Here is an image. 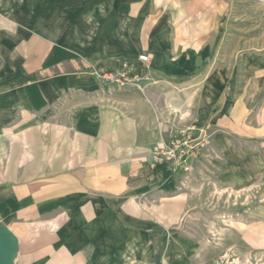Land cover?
Masks as SVG:
<instances>
[{
	"label": "crops",
	"instance_id": "obj_1",
	"mask_svg": "<svg viewBox=\"0 0 264 264\" xmlns=\"http://www.w3.org/2000/svg\"><path fill=\"white\" fill-rule=\"evenodd\" d=\"M231 2L0 0L13 264L264 259V27L223 25ZM141 54V85L94 75ZM192 128L209 141L190 170H158L153 150Z\"/></svg>",
	"mask_w": 264,
	"mask_h": 264
},
{
	"label": "built area",
	"instance_id": "obj_2",
	"mask_svg": "<svg viewBox=\"0 0 264 264\" xmlns=\"http://www.w3.org/2000/svg\"><path fill=\"white\" fill-rule=\"evenodd\" d=\"M149 62V55L141 54L136 60H124L116 67L98 65L94 69V75L104 84L120 87L141 85L149 80ZM208 141L209 137L202 129L192 128L181 132L168 144L153 150V163L167 165L171 173H175L178 168L189 171L188 162L201 156ZM215 264H241V262L237 256L223 255Z\"/></svg>",
	"mask_w": 264,
	"mask_h": 264
},
{
	"label": "rangeland",
	"instance_id": "obj_3",
	"mask_svg": "<svg viewBox=\"0 0 264 264\" xmlns=\"http://www.w3.org/2000/svg\"><path fill=\"white\" fill-rule=\"evenodd\" d=\"M227 7L230 13L222 21L223 25H231L234 29L247 28L254 36L258 28L264 27V0H232ZM249 261L250 264H264V259Z\"/></svg>",
	"mask_w": 264,
	"mask_h": 264
},
{
	"label": "water",
	"instance_id": "obj_4",
	"mask_svg": "<svg viewBox=\"0 0 264 264\" xmlns=\"http://www.w3.org/2000/svg\"><path fill=\"white\" fill-rule=\"evenodd\" d=\"M15 247L14 235L0 225V264H13Z\"/></svg>",
	"mask_w": 264,
	"mask_h": 264
},
{
	"label": "trees",
	"instance_id": "obj_5",
	"mask_svg": "<svg viewBox=\"0 0 264 264\" xmlns=\"http://www.w3.org/2000/svg\"><path fill=\"white\" fill-rule=\"evenodd\" d=\"M164 166H165V164H158V165H157V169H158V170L163 169ZM168 175H169V173L167 172V173H166V176H168Z\"/></svg>",
	"mask_w": 264,
	"mask_h": 264
}]
</instances>
